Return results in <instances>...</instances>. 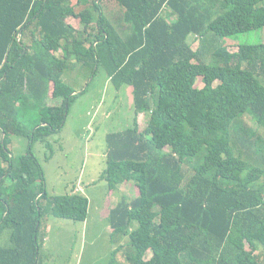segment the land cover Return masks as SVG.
Returning <instances> with one entry per match:
<instances>
[{
  "label": "trees",
  "instance_id": "16d2710c",
  "mask_svg": "<svg viewBox=\"0 0 264 264\" xmlns=\"http://www.w3.org/2000/svg\"><path fill=\"white\" fill-rule=\"evenodd\" d=\"M263 29L264 0H0V264H44L48 213L89 216L77 183L49 193L33 151L54 156L78 64L133 89L100 175L135 188L110 211L107 264H264V42L227 45Z\"/></svg>",
  "mask_w": 264,
  "mask_h": 264
},
{
  "label": "rangeland",
  "instance_id": "374dc122",
  "mask_svg": "<svg viewBox=\"0 0 264 264\" xmlns=\"http://www.w3.org/2000/svg\"><path fill=\"white\" fill-rule=\"evenodd\" d=\"M235 42H264V29L241 35L234 41L228 39L230 52L238 51ZM188 43L197 49L194 35L188 38ZM63 80L77 93L87 90L73 105L62 132L51 138L54 148L52 159H45L50 153L41 143L35 144L33 151L45 170L49 193L64 194L77 183V191L90 200V215L86 222L80 223L55 218L48 213L41 230V257L44 264H107L116 247L109 234V215L106 220L104 217V220L96 221L94 211L99 208L103 216L121 201L122 196L134 198L132 183L110 191L107 182L100 180L106 167L107 135L132 126L133 89L127 86L117 90L102 71L91 78V70L82 64L68 68ZM197 86H203L201 81ZM139 118L143 127L148 115L141 114ZM28 144L26 138L14 137L13 151L17 155L25 153ZM150 257L147 255V259Z\"/></svg>",
  "mask_w": 264,
  "mask_h": 264
},
{
  "label": "crops",
  "instance_id": "0c3cea01",
  "mask_svg": "<svg viewBox=\"0 0 264 264\" xmlns=\"http://www.w3.org/2000/svg\"><path fill=\"white\" fill-rule=\"evenodd\" d=\"M92 182L95 183L93 180H92ZM77 190H78V189H76V191H77ZM88 199H89V198H88ZM89 201H90V200H89ZM118 201H119V200H118ZM98 209H99V208L96 207V209H95V211H94V214H95V215H94V219H95L96 221H101V220H104V217H105V220H106V218H107L108 215L110 214V211H111L110 209H111V208H109V210H108L105 214H103V216H102V213H101ZM100 210H103V208L100 209ZM89 215H90V209H89ZM88 218H89V217H88ZM88 218H87V219H88ZM86 221H87V220H86ZM86 221H85V222H86ZM110 233H112V229H111V228H110L109 234H110ZM149 254H150V253H149ZM149 254H148V255H149ZM150 255H151V254H150Z\"/></svg>",
  "mask_w": 264,
  "mask_h": 264
},
{
  "label": "built area",
  "instance_id": "2783aa9c",
  "mask_svg": "<svg viewBox=\"0 0 264 264\" xmlns=\"http://www.w3.org/2000/svg\"><path fill=\"white\" fill-rule=\"evenodd\" d=\"M36 1V0H35Z\"/></svg>",
  "mask_w": 264,
  "mask_h": 264
}]
</instances>
